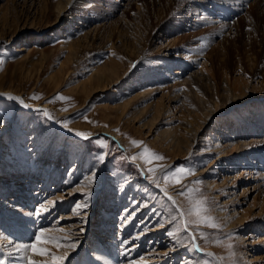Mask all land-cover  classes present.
I'll use <instances>...</instances> for the list:
<instances>
[{
	"label": "rangeland",
	"instance_id": "obj_1",
	"mask_svg": "<svg viewBox=\"0 0 264 264\" xmlns=\"http://www.w3.org/2000/svg\"><path fill=\"white\" fill-rule=\"evenodd\" d=\"M57 1L0 0V238L9 237L0 247L30 245L44 229L60 246L39 245L67 252L64 264H98L101 256L112 264H217V257L220 264H264V0H84L79 9L71 0L59 18ZM135 31L142 32L135 48H143L133 55L127 48ZM127 53L138 57L135 66ZM117 55L126 65L119 81L97 87L91 75ZM203 60L213 78L201 70ZM190 73L207 97L187 81ZM236 77H247L256 95L238 104L215 95ZM191 104L211 107L209 121L191 118ZM21 162L28 167L18 168ZM197 200L206 201L203 215L218 227L189 223ZM233 205L247 220L229 228L215 208L231 213ZM134 207L135 225L125 226ZM145 217L152 226L142 232ZM189 230L217 257L199 252ZM246 234L254 241L239 245Z\"/></svg>",
	"mask_w": 264,
	"mask_h": 264
},
{
	"label": "bare ground",
	"instance_id": "obj_2",
	"mask_svg": "<svg viewBox=\"0 0 264 264\" xmlns=\"http://www.w3.org/2000/svg\"><path fill=\"white\" fill-rule=\"evenodd\" d=\"M72 1H74V3H76L75 4V6H74V8H76V9H79L78 8V6H80L81 4H85V2H84V0H72ZM71 0H58L57 1V4H56V11H57V17L58 16H60L61 15V13L67 8V5L68 4H70L71 2H72ZM201 1H203V0H201ZM208 2V1H207ZM257 2H259V0H257ZM173 4L174 5H178L179 3L176 1V0H174L173 1ZM202 5H203V3H201ZM82 6V5H81ZM69 7V6H68ZM168 8H169V5L167 6V7H165V11H167L168 10ZM212 8H213V6H212ZM211 8V9H212ZM42 10V9H41ZM45 10V9H44ZM172 10V4L170 5V11ZM164 13V12H163ZM161 14V13H160ZM159 14V15H160ZM59 18V17H58ZM63 18V16L62 17H60V19H62ZM148 22V21H147ZM135 24H137V23H135ZM147 25H149L148 23H146ZM138 25V24H137ZM136 25V26H137ZM153 25H154V23L153 24H151L150 26H146V27H149V28H147L148 29V33H146L144 36L145 37H142V41H144L145 42V39L144 38H146V40L147 39H149L150 40V33L152 34V27H153ZM125 26V25H124ZM143 26V25H142ZM140 27V26H139ZM139 27L137 28V30L139 29ZM129 28V27H128ZM131 28V27H130ZM141 28V27H140ZM136 29V28H135ZM143 29V28H142ZM146 29V28H145ZM127 30V29H126ZM131 30V29H130ZM133 30V29H132ZM141 30V29H140ZM154 30V29H153ZM134 31V30H133ZM126 32V31H125ZM139 31H137V33H136V31L134 32V33H132V34H130V38H131V41H130V44H129V46H130V48H127V49H129L130 50V53L129 54H133V55H136V51L137 50H135V49H137V48H135L136 47V42L138 41V39H139V37H138V35H140L139 33L141 32H139ZM108 33V32H107ZM109 33H110V31H109ZM142 33V32H141ZM120 34V33H119ZM154 35H155V33H154ZM110 36V35H109ZM119 36V35H118ZM141 37V36H140ZM140 42H141V40H139ZM72 42V41H71ZM132 42V43H131ZM143 42V43H144ZM127 43V42H126ZM143 43L141 44V45H143ZM145 43H148V42H145ZM144 43V44H145ZM72 44H73V42H72ZM72 44H68L67 45V48H68V54L71 56L72 55V50L74 49L73 48V45ZM127 45V44H126ZM138 45H139V43H138ZM146 45H149V44H146ZM110 46H112V45H110ZM125 47H127V46H125ZM141 47V46H140ZM148 47V46H147ZM142 48H143V46H142ZM141 48V49H142ZM141 49H139L138 48V50H141ZM145 49H146V47H145ZM148 50V49H147ZM144 49H143V52L142 51H140V52H142L143 54H144ZM139 52V51H138ZM149 53V52H148ZM117 54H120V52L119 53H117ZM128 54V53H127ZM128 54V56L130 57L129 58V64H132V65H136V63H137V58L135 59L134 57H131V56H133V55H129ZM138 54H140V53H138ZM145 54H147V53H145ZM70 56H68V57H70ZM119 57H121V56H119ZM118 57V55H117V57L115 56V57H111L112 59H111V61L108 63V61H107V63L109 64V65H106V64H103V66H102V68H100V70H96L92 75H91V78L92 79H95V81H96V86L98 87V86H105V84H110L112 81H114V80H118L120 77H121V74H122V72L125 70V68H126V65L124 66V64H123V59L122 58H119ZM134 65V66H135ZM200 67H201V70H205L206 71V73H208L207 75L209 76V77H211V78H213V73H212V71H211V69H210V67L207 65V62H206V60H203L202 62H201V64H200ZM123 69V70H122ZM122 70V71H121ZM133 72V71H132ZM130 74V73H129ZM138 74V73H137ZM137 74L135 73V74H133V76H130V77H128L127 79H126V81L125 82H127V83H132V81L134 80V79H136L137 78ZM197 76V75H196ZM195 75H193L192 73H190V74H188L187 76H186V79H187V81H191V82H194V83H196L197 85H199L198 84V80H200V79H198V80H196V77ZM209 77H206V79H205V83H207V85L208 86H212V87H215V83H210V79H209ZM90 78V77H89ZM92 79H91V81H92ZM194 80V81H193ZM196 80V81H195ZM226 80H227V78H226ZM119 81V80H118ZM93 82V81H92ZM191 82H189L190 84H192ZM263 82V81H262ZM186 83V82H185ZM184 83V84H185ZM188 83V82H187ZM188 83V84H189ZM199 83H201V82H199ZM247 83H248V80H247V77H236V78H234L233 80H227V82H224L223 84H222V86H221V88H220V93L218 92V90L215 88V95H218V94H222V96H225V97H228L229 99H228V101H229V103H233V104H238L239 103V101H242V100H244L246 97H248V96H255L256 94V92L254 93L253 92V94L251 95L249 92V88H248V86H247ZM261 83V82H260ZM183 84V86L185 87V85ZM260 87H261V92L260 93H263L264 92V82L263 83H261L260 84ZM198 88H200L201 89V95H199L200 97H202V95H204V96H206L205 94L207 93V90L205 91V90H202L203 88H202V86H200L199 85V87ZM254 88V87H253ZM259 88V87H258ZM196 89H197V86H196ZM147 90V89H146ZM145 90V91H146ZM168 91V90H167ZM171 91V90H170ZM1 92V91H0ZM2 93H5V92H2ZM168 93H169V91H168ZM146 94H148V93H146ZM169 94H171V93H169ZM176 94V93H175ZM174 94V95H175ZM197 95H198V93H196ZM14 95V94H13ZM15 96V95H14ZM146 96V95H145ZM168 96H170V95H168ZM195 96V95H194ZM198 96V98H200ZM219 96V95H218ZM217 96V97H218ZM149 97V96H148ZM174 97V96H173ZM207 97V96H206ZM208 97H212V94L211 95H209L208 94ZM220 97V96H219ZM218 97V98H219ZM185 98V97H184ZM196 98H197V96H196ZM195 98V99H196ZM134 99V98H133ZM148 99V98H147ZM216 98H214V101L216 102V100H215ZM150 100V102L148 103L147 102V104H151V103H153V104H151V105H153L154 106V110H157L158 111V108H160V106H161V102L160 101H158V102H153L152 100H151V98L149 99ZM197 100H201V99H197ZM131 100L130 99H127V100H124V101H122V102H120V104L122 105L121 107H123V108H125L127 105H128V103L130 102ZM152 101V102H151ZM226 101V100H225ZM218 102V101H217ZM214 103V102H213ZM130 104V103H129ZM186 104H188V103H186ZM216 104V103H215ZM222 104V103H221ZM165 105V107L167 106L166 104H164ZM189 105V104H188ZM192 106H194L195 108L193 109L194 110V112H195V114H192L190 117L192 118H196L197 119V115H199L200 117H202V119L203 120H206V118L208 117V121H209V110L211 109V107H209V110H208V106L206 107L205 105H201V107L202 106H205V107H203V108H201V111H200V106L198 105H196V104H191ZM146 106V105H145ZM210 106V105H209ZM216 105H214L213 107H215ZM50 107V106H49ZM164 107V106H163ZM189 107V106H188ZM168 108V107H167ZM139 109H140V107H139ZM162 108H160V110H161ZM198 109H199V111H198ZM213 109V108H212ZM145 110V109H144ZM159 110V111H160ZM179 110H180V108H179ZM190 110V109H189ZM192 110V111H193ZM197 110V111H196ZM213 110H215V108L213 109ZM140 111V113H142L143 112V110H139ZM162 111V110H161ZM169 112V110L168 109H166V111L165 112ZM182 111V110H181ZM210 111H212V110H210ZM216 111V110H215ZM137 112V111H136ZM167 112V113H168ZM213 112V111H212ZM212 112H210L211 114H212ZM156 113V112H155ZM164 113V112H163ZM167 113H166V116H167ZM189 114L190 113H192L191 111L190 112H188ZM137 114V113H136ZM159 114H160V112H159ZM170 114H172V113H170ZM181 114V113H180ZM139 115V114H138ZM209 115V116H208ZM135 116V115H134ZM157 116V115H156ZM169 116V115H168ZM171 116V115H170ZM180 116V115H179ZM182 116V115H181ZM181 116L180 117H178L177 116V119L179 118V119H181ZM155 117V116H154ZM158 117V116H157ZM161 117V116H160ZM165 117H163V119H164ZM199 118V117H198ZM190 119V118H189ZM195 119V120H196ZM201 119V118H200ZM197 120V121H195L196 123L194 124V126L196 125L197 127L198 126H200L201 124H202V121L201 120ZM165 120V119H164ZM167 120V119H166ZM168 122H169V120H167ZM180 122L181 123H183V124H185L186 126H184V127H187L188 126V124L189 125H191L192 123H191V119L189 120V121H186V119L184 120H180ZM206 122V121H205ZM147 123V122H146ZM167 124V123H166ZM169 124V123H168ZM182 124V125H183ZM180 125V124H179ZM167 126V125H166ZM169 126V125H168ZM192 126V125H191ZM191 126H189L190 128H191ZM173 127V126H172ZM175 127H177V126H175ZM199 128V127H198ZM170 129V128H169ZM176 129V128H175ZM183 129V128H182ZM199 129H201V128H199ZM193 130V129H192ZM192 130H191V132H192ZM105 131V130H104ZM167 131V130H166ZM184 131V130H183ZM195 131V130H194ZM108 132V131H107ZM171 132V131H170ZM196 132V131H195ZM111 133V132H110ZM114 135H115V133H113ZM112 134V135H113ZM193 136H195V135H192V137ZM119 140V139H118ZM188 140V139H187ZM177 141H178V139H177ZM185 142V141H184ZM176 143V142H175ZM176 145V144H175ZM180 145V144H179ZM178 145V146H179ZM188 146V145H187ZM215 147H217V146H215ZM188 148V147H187ZM28 165H29V163L28 162H21V164L18 166V168H22V169H25L26 167H28ZM229 166V165H228ZM34 168V170L35 169H37V166H35V165H33L32 166V169ZM17 169V166H15L12 162L11 163H9L8 164V170H10V171H15ZM10 171H9V173H10ZM70 173V172H69ZM72 174H73V172H72ZM76 174V173H75ZM44 175V174H43ZM238 175V174H237ZM58 178V175H56V174H52V178ZM68 177H69V175H68ZM67 177V179H69ZM226 177V176H225ZM228 177V176H227ZM224 180V179H223ZM224 182H225V180H224ZM214 183V182H213ZM226 183V182H225ZM224 184V183H223ZM79 186H80V184H78ZM222 186V185H221ZM224 186V185H223ZM222 186V187H223ZM81 187V186H80ZM82 188H83V186H82ZM226 188V187H225ZM223 189H224V187H223ZM119 193H120V195L122 194V192H123V190L122 189H120V188H118V190H117ZM221 191V190H220ZM71 192V191H70ZM222 192V191H221ZM166 193V195L169 197V199L172 201V203L177 207V209L179 210V212H181L182 211V208H181V206L179 205V203H177V201H176V199H175V197L174 196H172L170 193H168L167 194V192H165ZM230 193V192H229ZM223 194V193H222ZM60 196H62V195H60ZM238 197L239 195H235L234 197ZM232 197V196H231ZM83 201V200H82ZM82 204H83V202H81ZM225 204V203H224ZM85 205V204H84ZM85 207V206H84ZM181 209H180V208ZM128 208V207H127ZM126 208V209H127ZM140 208V207H139ZM228 208V206L227 207H223V208H221V209H217V208H215V212H216V214H218L219 216H220V219H221V221L225 224V225H229L228 227L230 228V227H233V225H234V223H236V222H238L239 224L240 223H243V221H245V220H247V218H245V215L244 214H238L237 212H235V208H234V205H233V208L231 209V210H233V212H231V213H229V210L227 209ZM124 209V208H123ZM126 209H124V211L126 210ZM138 210V208L137 207H134V209L132 210V212L130 213V215L128 214L127 215V217H126V219H125V226H127V225H129V226H134L135 225V223L132 221V222H130V219H132L131 217L136 213V211ZM230 210V211H231ZM241 211V210H240ZM23 212H25V210L23 211ZM87 212V214L89 215V212H90V210L89 211H86ZM250 212V211H249ZM26 213V212H25ZM91 213V212H90ZM182 214H183V211H182ZM181 214V215H182ZM245 214H247L246 212H245ZM250 214V213H249ZM156 215V214H155ZM184 215H185V213H184ZM0 216H2V213L0 214ZM7 216V215H6ZM148 216V215H147ZM248 216V215H247ZM184 217V216H183ZM148 217H145L144 219H140L141 220V222H142V224H141V226H139V228H138V230L139 231H147V229H149L148 227H149V225L150 226H152V224L150 223V222H147L148 220ZM147 222V223H146ZM123 224V223H122ZM138 225H140V224H138ZM143 226V227H142ZM141 227H142V229H141ZM154 227H155V225H154ZM155 228H152L151 230H154ZM3 230H5V229H3ZM142 232H140V233H142ZM4 233H6V230L2 233V234H4ZM137 235V234H136ZM3 237H7V239H9V237L8 236H3ZM2 238V237H1ZM0 238V239H1ZM6 239V240H7ZM254 238H253V236H252V234H246V235H240V237L238 238V244L240 245V244H246V243H248L249 242V240H253ZM2 240V239H1ZM254 241V240H253ZM252 241V242H253ZM8 242H10V241H8ZM7 242V243H8ZM13 242H15L14 240H13ZM251 242V241H250ZM5 243V242H4ZM45 244V243H44ZM43 244V245H44ZM6 246V245H5ZM5 246H1L0 247V261H3V264H27V260H26V258L25 257H27V256H31L33 259H35V260H37V261H42V262H44V264H49L47 261H45V260H48V259H50V260H48V261H50V262H52V259H51V256H48V255H43V256H41V255H34L33 253H31V252H25L24 251V249H23V247L22 246H24L23 244H15L14 243V245H12V246H10V248L8 249V248H6V250H5ZM18 246H20V250L19 251H17V247ZM46 246V245H45ZM134 246V245H133ZM38 247H43V246H41V245H38ZM43 248H45V247H43ZM131 248V247H130ZM46 249V248H45ZM55 249V248H54ZM58 249V248H57ZM47 250V249H46ZM208 251H210L209 249H202L201 250V252L202 253H207ZM159 252H160V250H159ZM162 252V251H161ZM164 252V251H163ZM50 253H52L53 255H55V256H61L62 255V252H55V251H53V250H51L50 251ZM98 253V252H97ZM208 253H211L213 256H215V254L211 251V252H208ZM162 254H164V253H162ZM98 255V254H97ZM101 256V255H100ZM167 256V255H166ZM102 258L101 259H99V263H101V260H103V263H105V264H112L111 262H110V258L109 257H107V256H101ZM215 257H217V256H215ZM45 259V260H44ZM145 260L144 261H147L148 259H146V258H144ZM217 259H218V262H217V264H220V262L221 261H219L220 259L217 257ZM191 261V260H190ZM98 263V264H99Z\"/></svg>",
	"mask_w": 264,
	"mask_h": 264
},
{
	"label": "snow or ice",
	"instance_id": "obj_3",
	"mask_svg": "<svg viewBox=\"0 0 264 264\" xmlns=\"http://www.w3.org/2000/svg\"><path fill=\"white\" fill-rule=\"evenodd\" d=\"M36 97H33V99H35ZM8 99L10 100H18L17 97H12V96H9ZM59 99L61 100H65L67 98H64V97H59ZM23 107H28L27 104H23V101L20 100L19 101ZM39 111V109H37ZM44 115H48L47 112L45 111L44 112ZM51 118V117H49ZM67 126V125H65ZM77 135H81L83 136L84 134L83 133H77ZM133 145H136L138 142L136 141H132ZM148 149H144V153H141V155L143 156L145 153H148ZM154 155V154H153ZM157 159H163L162 157H155ZM100 160L101 162H103L104 160V157L101 156L100 157ZM150 172L154 171V169H149ZM185 170L184 169H179L178 172L180 173H183ZM177 182H179V180H177ZM190 192H192L193 190H189ZM77 207H80V205H78ZM207 212V206H206V201H203V200H197L195 201V203L193 204V206L189 209V215L190 216H194L196 217L195 220L193 221H190L189 223H192V224H206L210 227H218V225H216L214 223V220L212 217L210 216H206V215H203V213ZM35 215H40L41 212L39 209L36 210V212L34 213ZM2 238H5L7 239V237H2ZM11 242V241H10ZM42 243H56L57 246L59 247L60 246V243L58 241V239L54 236H45V230L44 229H40L39 232L37 234H35V242L31 243L30 245H24L22 246L24 251L25 252H31L33 253L34 255H49L51 256V259H52V264H64V261L67 259L68 257V253L65 252L64 255L62 256H55L53 255L52 253L48 252V250H46L45 248L43 247H38L39 244H42ZM68 248L74 250L75 247H76V244L75 243H71V244H68L67 245ZM229 247H231V245H229ZM20 250V246L17 247V251ZM26 260H27V264H44V262L42 261H37L35 259H33L31 256H27L25 257ZM0 264H3V261H0Z\"/></svg>",
	"mask_w": 264,
	"mask_h": 264
},
{
	"label": "water",
	"instance_id": "obj_4",
	"mask_svg": "<svg viewBox=\"0 0 264 264\" xmlns=\"http://www.w3.org/2000/svg\"><path fill=\"white\" fill-rule=\"evenodd\" d=\"M192 237H193V234H192ZM216 260H217V258H216ZM218 261V260H217Z\"/></svg>",
	"mask_w": 264,
	"mask_h": 264
}]
</instances>
